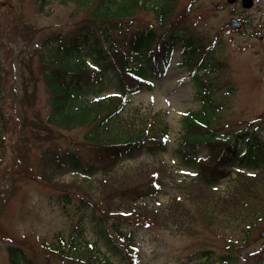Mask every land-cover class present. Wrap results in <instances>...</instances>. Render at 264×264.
<instances>
[{"label": "rangeland", "instance_id": "obj_1", "mask_svg": "<svg viewBox=\"0 0 264 264\" xmlns=\"http://www.w3.org/2000/svg\"><path fill=\"white\" fill-rule=\"evenodd\" d=\"M35 1L37 0H9L14 8L8 10V5L3 6L0 24L7 41V44H1L0 31V57L4 60L0 91L3 99L6 98L0 103L5 114L0 121V139H4L3 143L0 141V264H9L6 246L11 244L23 248L35 264L56 263L54 258H48L45 245H50L54 240L52 224L64 225V231L71 224L61 207L64 195H69L73 202L69 207L70 212L75 210L76 202L84 197L97 205L99 214H116L119 212L118 196L129 185L127 171L131 174L135 168L141 170L139 162L144 159V155L138 153L134 158H125L123 166L110 174H98L90 178L54 173L48 164H43L46 161L45 154L50 149H56L60 153L76 149L84 161L94 164L104 160L94 145L83 142V129L61 130L49 124V95L43 75L44 62H41L40 57L43 51L37 44L56 29L68 30L76 26L77 22L84 21L82 19L86 13L75 11L74 6H60L55 2L47 5L42 12ZM254 1L255 6L245 10L241 0L234 5L228 4L226 0H185L181 11H185V18H188L190 10L198 3L195 14L200 15V22L205 23L203 27L209 36L224 44L223 52L219 53L220 60L223 58L224 61V58L228 59L227 55L235 58L236 54L243 53L247 42L251 43L248 41L251 30L232 29V17L245 15L252 21H263L264 24V0ZM147 12L141 11L146 19L139 20L140 24L153 23V14ZM253 35L255 40L251 49L263 47L264 40L258 38L259 32L256 31ZM232 38L234 43H231ZM5 57L8 61H5ZM178 59V53L172 56L166 75L163 74L153 92L135 96L134 104H131L133 112L144 113L141 110L150 109L154 110L153 114L159 112L161 117H165L173 133L172 141L181 132L180 112L195 106L186 102L191 98L193 89L185 76L187 74L176 66ZM208 77L211 79V74ZM221 81L218 103L224 110L219 120L231 126L232 122L238 123L239 127L247 125L264 138V122H259L260 118H264V100L257 97L243 99L235 90L225 94L226 90L233 88L227 84L226 76ZM148 104L151 105L150 108ZM256 120L258 122L253 123ZM47 128L53 133L49 134ZM171 140L169 148L173 145ZM74 144L78 145L77 148ZM172 157L169 153L163 155L165 160H171ZM178 178L177 174H171L169 180L177 181ZM248 185L250 188L244 191V200L249 201L247 205L259 204L260 197L264 201V188L251 179H248ZM176 192L178 191L171 182L158 198L162 204H166L175 199ZM177 206L178 203L175 202L172 207ZM168 212L169 209L162 212L164 222L168 223L166 226H141L138 244H131L123 252L139 255L140 264H206L209 260L203 256L204 251L214 253L210 260L218 254L227 253L219 250L227 242L210 238V234L196 237L190 245L191 237L179 235L174 220L168 222ZM261 220L264 221V216ZM105 222L109 223L108 218H105ZM196 227L203 228L205 225L198 222ZM260 229H264V223ZM235 236H242L241 229L235 231ZM263 245L264 241L257 240L251 247ZM206 246H211L216 251L205 248ZM240 250L242 252L238 255L241 256L238 264H258L253 256L243 257L247 250Z\"/></svg>", "mask_w": 264, "mask_h": 264}, {"label": "trees", "instance_id": "obj_2", "mask_svg": "<svg viewBox=\"0 0 264 264\" xmlns=\"http://www.w3.org/2000/svg\"><path fill=\"white\" fill-rule=\"evenodd\" d=\"M61 1L65 5H75L79 11L85 10L86 13H89L92 20H89V22L95 28L101 30V37L108 41L111 53H115L111 54L110 57L104 55L105 68H117L123 84L120 85L119 93H116L118 95L110 97L111 99H89V93L92 92L89 89H93L95 86L91 83L92 77H100L101 68L99 71H91L86 66L81 67L82 61L81 59L78 61L79 53L75 52L76 47L66 48L60 45L58 48H54L56 59L49 58V62L54 69L49 73L47 72V84L53 93V118L64 120L60 121L61 123H71L76 120H85L88 117L102 115L101 117L107 120V124L112 125L115 124L117 116L121 121V134H118L125 141L139 138H149L157 141V137H163L160 133L167 131L166 126L163 121L158 119L157 115L151 117L149 112L144 113L143 116L137 112L127 114L124 112L131 103L132 96L138 90L136 82L142 78L144 69L148 66L149 43L156 36L152 28L143 32L136 31L134 28L135 19L140 9H146L152 10L161 23H168L173 18L172 9L177 0ZM87 28L91 29L92 27L88 26ZM62 36V32L55 33L51 42L46 41L45 43L53 46L69 41ZM113 36H116V38H113ZM191 48L192 46L189 44L186 46L188 57ZM108 58L110 59L108 60ZM100 82L101 77L98 79L97 84ZM100 92L95 93V95ZM204 119V113H187L182 119L184 136L191 135ZM139 141L137 140L135 143ZM157 146L160 151L164 150L162 144L158 143ZM77 165L73 163L74 167ZM102 240L105 244H111L110 250L117 253L116 245L108 239L107 235L104 234ZM9 250L12 264H24L22 253L19 255L18 250L13 248Z\"/></svg>", "mask_w": 264, "mask_h": 264}]
</instances>
